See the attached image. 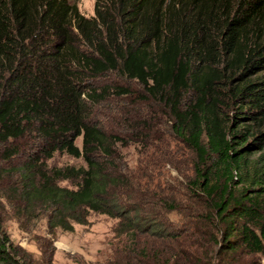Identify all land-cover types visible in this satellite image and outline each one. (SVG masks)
Segmentation results:
<instances>
[{
	"label": "trees",
	"instance_id": "1",
	"mask_svg": "<svg viewBox=\"0 0 264 264\" xmlns=\"http://www.w3.org/2000/svg\"><path fill=\"white\" fill-rule=\"evenodd\" d=\"M110 72L141 87L135 102L164 110L176 149L158 166L175 175H134L119 157L121 146L168 143L146 113H135L125 133L92 120L91 106L134 95L96 83ZM23 139L32 143L17 168L19 196L45 207L51 230L71 231L97 212L116 218L115 236L140 248L134 264H259L264 0H95L91 16L71 0H0L1 157L17 155ZM56 152L82 163L49 167ZM170 213L191 219L186 225L206 242L150 256L139 238ZM8 241L0 239V263L29 264Z\"/></svg>",
	"mask_w": 264,
	"mask_h": 264
},
{
	"label": "rangeland",
	"instance_id": "2",
	"mask_svg": "<svg viewBox=\"0 0 264 264\" xmlns=\"http://www.w3.org/2000/svg\"><path fill=\"white\" fill-rule=\"evenodd\" d=\"M71 1L77 4L83 14L93 15L95 0ZM96 83L128 86L133 89L134 95L122 97L112 95L91 106L93 121L109 132L125 133V126L129 120L135 113L142 111L146 113L147 123L150 122L156 131L158 130L157 136L166 138L168 142L163 144L151 139L144 144L119 147V157L127 163L129 170L134 175L140 173L152 175L165 170L169 171L170 175H175L176 172L168 164L165 163L161 168L158 166L162 163L161 158L165 159L169 156V152H174L176 149L173 142L166 136L167 124L166 117L163 115L164 110L162 111L156 105L135 102V92L141 91V87L115 72L101 76ZM18 143L22 146V150L10 160H4L0 155V239L8 238L11 246L6 245L12 249V256L18 261H26L29 264H134L133 256L137 253L141 255L140 248L127 246L128 242L124 236H115L113 228L117 222L116 218L89 212L87 222L74 223L71 231L61 228L51 230L47 225L45 207L39 202L28 204L20 198L19 189H22V182L17 168L26 160L28 151L31 149L29 145L32 142L30 139H23ZM77 144L80 145V138ZM4 148L5 145L0 143V154ZM186 159V156H179L176 159V166L184 168L187 165ZM81 163L80 159L58 152L47 160L49 167ZM60 184L69 185L65 181ZM190 220L170 213L164 224L158 228L157 233L139 238V246L146 248L145 252L150 256L160 251L163 254L161 259H166L164 253L176 251L179 248L188 249L190 244L195 245L199 241L206 242V234L197 237L195 231L186 225ZM150 248L153 250L149 251ZM255 259L259 264H264V254L256 255ZM195 260V263L201 262L198 257ZM177 262L179 263L180 260Z\"/></svg>",
	"mask_w": 264,
	"mask_h": 264
}]
</instances>
